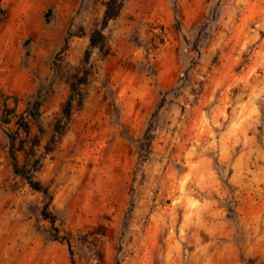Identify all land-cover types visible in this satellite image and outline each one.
Returning <instances> with one entry per match:
<instances>
[{"label": "rangeland", "instance_id": "1", "mask_svg": "<svg viewBox=\"0 0 264 264\" xmlns=\"http://www.w3.org/2000/svg\"><path fill=\"white\" fill-rule=\"evenodd\" d=\"M104 2L0 0V264H264V0Z\"/></svg>", "mask_w": 264, "mask_h": 264}, {"label": "trees", "instance_id": "2", "mask_svg": "<svg viewBox=\"0 0 264 264\" xmlns=\"http://www.w3.org/2000/svg\"><path fill=\"white\" fill-rule=\"evenodd\" d=\"M124 0H105L104 2V11H103V15L102 18L100 20V24L99 27L94 28L90 33H89V42H88V46L87 49L85 50L84 53V60L86 61L90 55V51L92 49H98L100 52L102 53H107L108 52V46L106 44V39H105V35L103 34V29L106 27L107 23L109 20L115 18L118 13L120 8L123 5ZM66 43V41H65ZM85 79V75L84 77H80L78 81H74L72 80L70 82V95L69 97L66 99V101L63 103V107H62V111L64 115H68L70 112V109L72 107V100H73V96H74V92H75V88L76 85L79 84L80 80ZM41 102L39 101H34L32 102V108H33V117L35 119H37V114H38V109L40 106ZM150 125H147L146 128L143 131L142 136L140 137L139 141H140V149L145 148L148 149L150 146V141H151V135H150V129H149ZM39 129H41L40 124H38ZM11 141L10 143H13V139L10 138ZM12 160H13V170L15 173L21 175L22 177H24V179L29 183V185L38 191H41L42 193H44V195L49 196V190L48 187L45 186L43 183H41L38 180H34L32 178L31 175H29L27 172H25L24 170H21L18 166H17V160L15 158L14 155H12ZM42 215L49 219L51 222L54 221V215L50 214L49 212H47L46 207L42 208L41 210ZM68 244V251L70 254V261L72 264H75L74 259L72 257V250L70 248V244L67 242Z\"/></svg>", "mask_w": 264, "mask_h": 264}, {"label": "crops", "instance_id": "3", "mask_svg": "<svg viewBox=\"0 0 264 264\" xmlns=\"http://www.w3.org/2000/svg\"><path fill=\"white\" fill-rule=\"evenodd\" d=\"M260 226L262 227V231L261 233L256 237V246H254L253 249H257L260 248L262 246V244H264V219L262 221H260ZM259 226V227H260Z\"/></svg>", "mask_w": 264, "mask_h": 264}]
</instances>
